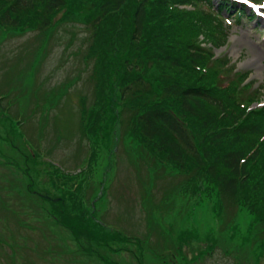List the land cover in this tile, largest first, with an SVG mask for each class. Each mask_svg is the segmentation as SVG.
I'll use <instances>...</instances> for the list:
<instances>
[{
    "label": "rangeland",
    "instance_id": "obj_1",
    "mask_svg": "<svg viewBox=\"0 0 264 264\" xmlns=\"http://www.w3.org/2000/svg\"><path fill=\"white\" fill-rule=\"evenodd\" d=\"M237 1L256 13L253 21L230 17L234 10L221 5L214 8L226 21L191 0H152L139 41L150 92L139 90L134 101L145 107L161 101L164 107L169 100L159 94L168 81L196 86L201 73L215 71L217 97L229 93L250 109L264 108V0H249L252 6ZM99 2L67 0L47 28L33 16L16 28L0 25V264H264V217L251 207L264 201V155L250 169V188L259 190L253 195L249 188L225 206L206 174L179 170L147 151L133 107L121 111L115 138L110 129L107 138L97 129L94 142L85 136L87 109L103 74L93 75L97 51L90 49ZM136 2L128 0L105 22L114 24L118 63L132 56ZM180 29L191 33L186 42ZM100 30L101 24L97 36ZM197 47L208 58L195 67L187 54ZM157 48L170 56L159 67L150 59ZM173 59L177 65L170 68ZM128 77L123 87L131 84ZM185 123L208 148L209 136L202 137L191 118ZM82 209L120 239L104 248L88 238L72 239L57 219L63 210L69 217Z\"/></svg>",
    "mask_w": 264,
    "mask_h": 264
},
{
    "label": "trees",
    "instance_id": "obj_2",
    "mask_svg": "<svg viewBox=\"0 0 264 264\" xmlns=\"http://www.w3.org/2000/svg\"><path fill=\"white\" fill-rule=\"evenodd\" d=\"M163 1L160 0V2ZM188 1L170 0L176 5H183ZM191 1L195 5L202 4L208 9L206 10L208 13L217 16L222 21L225 20L224 15L218 13L217 5H221L228 11L234 10L230 17L235 19L246 17L253 20V14H248L244 5L239 6L234 1ZM219 1L222 3L218 4ZM127 3L128 0H100L97 5L98 12L92 19L95 34L92 33L90 49L95 48L97 51L93 52L95 56L93 75L94 71L95 77L100 71L103 74L99 84L96 82L95 98L90 108L87 109L85 136L94 142L97 129L105 138H107L108 129H110L115 138L121 111L127 105L130 108L133 107L136 130L139 132L138 135L142 142H145L149 147L147 151L152 156L155 155L158 160L173 164L179 170L194 168L196 171H201L216 183L217 193L224 203L223 205H234L239 197L248 193L252 185L250 169H254L259 159L264 155V118L254 120L262 118L261 116L264 117V114L258 113L264 108L250 109L249 105L240 100L236 101L235 95L229 93L222 92V97H217L216 92H220L217 89H220L221 86L216 84L215 80L219 75L215 71L200 74L202 84L209 80L212 81L211 85L210 83L206 84L208 88L201 82L192 86V84L182 85L168 81L160 88L159 94L163 101L169 100L167 105L162 107L164 104H160L161 101L154 100L155 102L147 107L140 106L138 101H134V98L135 100L137 98L136 92L139 90H142L143 93L150 92L148 87L150 79L147 76L149 68L146 66L148 58L142 57L145 52L142 51L143 46L140 48L139 41L145 30L149 15L148 5L152 3V0H137L132 8L130 37L133 52H131L130 59H125L127 62L125 64L116 61L119 56L115 53V48L118 45H116L114 24L110 25L113 28L108 29L110 26H107L108 22H105L107 19H112V15L121 12ZM67 6V0H0V25L16 28L24 25L28 16H33L36 25L47 28L51 25L54 15ZM100 24V35L97 36ZM188 35L191 33L180 29L182 41L186 42ZM188 44L192 46V42H188ZM155 52H157L156 55L151 56L150 59L157 67L170 59L169 55L164 54L158 48ZM187 55L195 67L206 63L208 58L207 50L201 47L189 50ZM175 65H177L175 60H171L170 68L172 66L175 68ZM140 67L142 72L138 74L137 70L139 71ZM127 75H129L127 80L130 79L131 84L123 87V80ZM201 85L204 88L200 87ZM222 90L226 91V89ZM151 96L154 97L153 93ZM169 102L177 103L179 109L175 110L174 105H170ZM190 118L201 130L202 137L209 136L208 148L202 145V138L196 137L195 134L192 135L189 123L187 125L185 123V120L188 121ZM94 127L96 129L92 132ZM211 147L216 152L214 155H212ZM114 148L115 145L112 149ZM149 158L144 157L148 164H150ZM21 170H23L22 167ZM250 190L254 195L259 189L254 185ZM40 199L47 200L48 198L40 195ZM251 207L255 212L259 211L260 217H264L263 200ZM62 212L60 219H57L60 221L58 225H61L68 235H72V239L88 238L102 248L109 245L110 241L120 239L113 229H107L97 219L85 215L84 209L75 212V216H71L72 212L69 211L71 214L69 217L64 216Z\"/></svg>",
    "mask_w": 264,
    "mask_h": 264
},
{
    "label": "bare ground",
    "instance_id": "obj_3",
    "mask_svg": "<svg viewBox=\"0 0 264 264\" xmlns=\"http://www.w3.org/2000/svg\"><path fill=\"white\" fill-rule=\"evenodd\" d=\"M244 37H248L246 34H244ZM247 40V39H246ZM249 42V41H248ZM253 45V44H252ZM258 57H262V53L261 52H259V56ZM262 68H264V66L262 67Z\"/></svg>",
    "mask_w": 264,
    "mask_h": 264
}]
</instances>
